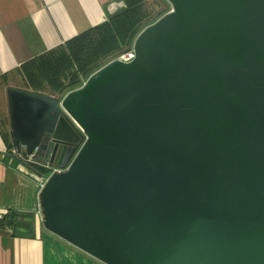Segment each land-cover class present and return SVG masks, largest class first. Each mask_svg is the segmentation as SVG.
Returning <instances> with one entry per match:
<instances>
[{
	"label": "water",
	"instance_id": "water-1",
	"mask_svg": "<svg viewBox=\"0 0 264 264\" xmlns=\"http://www.w3.org/2000/svg\"><path fill=\"white\" fill-rule=\"evenodd\" d=\"M168 1L133 60L7 88L16 154L52 169L41 225L105 264H264V0Z\"/></svg>",
	"mask_w": 264,
	"mask_h": 264
},
{
	"label": "crops",
	"instance_id": "crops-1",
	"mask_svg": "<svg viewBox=\"0 0 264 264\" xmlns=\"http://www.w3.org/2000/svg\"><path fill=\"white\" fill-rule=\"evenodd\" d=\"M124 0H0V215L36 212L44 176L16 154L10 135L7 88L17 67L107 21ZM17 87V86H16ZM27 89V88H26ZM43 178V179H42ZM7 218V217H6ZM14 219V220H15ZM3 220V219H2ZM0 220V264H105L39 225L34 237L18 236Z\"/></svg>",
	"mask_w": 264,
	"mask_h": 264
},
{
	"label": "trees",
	"instance_id": "trees-1",
	"mask_svg": "<svg viewBox=\"0 0 264 264\" xmlns=\"http://www.w3.org/2000/svg\"><path fill=\"white\" fill-rule=\"evenodd\" d=\"M126 6L110 18L70 38L65 44L50 49L17 67L27 89L65 95L80 87L84 79L111 62L115 56L128 49L138 33L158 19L155 9L144 0H124ZM37 170L49 169L32 163ZM17 214L11 212L3 218L14 228ZM15 219V220H14ZM14 231V230H13Z\"/></svg>",
	"mask_w": 264,
	"mask_h": 264
},
{
	"label": "rangeland",
	"instance_id": "rangeland-1",
	"mask_svg": "<svg viewBox=\"0 0 264 264\" xmlns=\"http://www.w3.org/2000/svg\"><path fill=\"white\" fill-rule=\"evenodd\" d=\"M144 2L146 4V6L150 7L151 9H155L156 13L160 14V15H158L159 17H161L162 15H164L165 13H167L168 11H170L172 9V4L168 0H144ZM133 45H134V41L128 49L132 48ZM128 49H126V50H128ZM84 81H86V79H84ZM10 82L13 85H15V87L17 86L20 88H26L24 86V82L21 79V76H19L16 73L13 74V77H11ZM42 93L51 95L50 92L42 91ZM5 94H6V90L4 88V84H0V99H2V107L4 106L3 102L5 101V96H4ZM53 96L62 97L63 95L55 94ZM51 171H52V169H49L48 173H50ZM48 173H47V175H48Z\"/></svg>",
	"mask_w": 264,
	"mask_h": 264
},
{
	"label": "built area",
	"instance_id": "built-area-1",
	"mask_svg": "<svg viewBox=\"0 0 264 264\" xmlns=\"http://www.w3.org/2000/svg\"><path fill=\"white\" fill-rule=\"evenodd\" d=\"M134 57H135V51H134V48L132 47V48H130L128 50H125V51L117 54L114 59H120L122 61L129 62V61L133 60ZM48 174H50V173H48ZM47 177H48V175H45L44 176L45 179L42 181V185L44 184V182H45V180H46ZM34 214H35L36 219H37V227H38L39 225H41V212H40V208L36 212H34ZM3 218H5V217H4L3 214H1L0 215V220H2Z\"/></svg>",
	"mask_w": 264,
	"mask_h": 264
}]
</instances>
